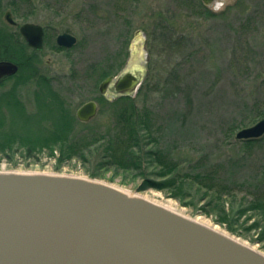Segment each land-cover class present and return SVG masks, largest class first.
Instances as JSON below:
<instances>
[{
  "label": "rangeland",
  "instance_id": "374dc122",
  "mask_svg": "<svg viewBox=\"0 0 264 264\" xmlns=\"http://www.w3.org/2000/svg\"><path fill=\"white\" fill-rule=\"evenodd\" d=\"M12 6V0H0V32L22 41L18 28L5 21L6 11L18 24L46 27L39 65L70 97L73 112L82 102L98 100L97 115L77 124L78 134L93 128L103 133L115 122L123 104L112 107L99 99L98 85L105 78L100 74L120 71L132 44L142 41L146 74L134 96L136 107L154 119L159 141L149 144L170 150L177 166L168 176L183 185L180 198L158 188L140 190V173L157 178L150 172L158 170V162L143 161L128 173L109 165L101 170L97 162L105 154L99 143L84 151L88 159L73 158L58 171L46 155L37 161L16 158L15 166L0 159V171L89 177L152 201L169 200L185 215L205 218L264 251V139L254 144L235 139L239 129L264 117V0L209 5L202 0H33L35 14L28 20L22 17L28 6L16 14ZM63 31L76 36L74 47L57 46ZM16 75L4 78L0 93L18 83ZM19 86L30 110L35 86L32 81ZM95 170L99 175L91 177ZM199 172L204 176L195 177Z\"/></svg>",
  "mask_w": 264,
  "mask_h": 264
},
{
  "label": "water",
  "instance_id": "95a60500",
  "mask_svg": "<svg viewBox=\"0 0 264 264\" xmlns=\"http://www.w3.org/2000/svg\"><path fill=\"white\" fill-rule=\"evenodd\" d=\"M209 5L214 0H202ZM4 19L17 25L11 11ZM26 44L43 49V28L19 25ZM76 36L56 37L72 47ZM127 64L98 85L108 97H134L145 74L142 41ZM0 60L1 81L17 72ZM97 103L88 100L76 118L89 122ZM264 136V117L235 133L236 140ZM264 178V173H263ZM0 264H264L259 249L148 198L77 175L0 171Z\"/></svg>",
  "mask_w": 264,
  "mask_h": 264
},
{
  "label": "trees",
  "instance_id": "16d2710c",
  "mask_svg": "<svg viewBox=\"0 0 264 264\" xmlns=\"http://www.w3.org/2000/svg\"><path fill=\"white\" fill-rule=\"evenodd\" d=\"M32 1L12 0L13 12L16 14L23 4L28 6V11L22 13L24 20H28L35 14ZM14 37L10 39V36L0 32V58L14 60L19 64L16 73L18 83L10 90L0 93V159H5L9 165L15 166L16 158L37 161L46 155L54 158V169L58 171L64 163H70L73 158L84 161L88 159L84 151L99 143L100 150L105 154L104 159L97 162L99 169H106L109 165L115 170L121 169L128 173L132 169H138L143 161H147L149 165L158 162V170L153 167L150 172V175L155 174L157 178H151L141 172L142 183L139 189L158 188L180 198L183 182L175 176H168L177 163L172 161L168 148L150 146L149 143L157 144L159 141L155 134V122L152 116L139 114L135 97L121 96L111 102L99 98L112 107L123 104V109L116 111L115 122L103 133L95 128L87 133H75L77 124L84 123L77 120L70 97L63 93L62 89L56 88L50 77L41 73L38 54L33 50L27 54L26 49L29 47L25 41L22 39L17 44L19 36ZM107 75V72H101L100 78ZM29 81L35 86L31 98L33 107L30 110L19 86L21 82ZM141 130L145 132L141 134ZM262 139L264 136L242 141L245 144H254ZM125 140L128 144L124 150L122 146ZM144 146L148 148L145 149ZM96 171L90 173V176L97 177L99 174ZM203 176L200 172L195 175L197 178Z\"/></svg>",
  "mask_w": 264,
  "mask_h": 264
},
{
  "label": "flooded vegetation",
  "instance_id": "af4514ba",
  "mask_svg": "<svg viewBox=\"0 0 264 264\" xmlns=\"http://www.w3.org/2000/svg\"><path fill=\"white\" fill-rule=\"evenodd\" d=\"M203 2V1H202ZM15 20V19H14ZM16 21V20H15ZM17 22V21H16ZM39 24V23H38ZM11 25V24H10ZM19 25L20 24H18V22H17V25H12L13 27H17L18 28V32L17 33H19L20 34V31H19ZM41 26H42V28H43V49L42 50H35V49H32L31 47H29L27 44V46L31 49V50H33L34 52H36L37 54H38V56L43 52V50H44V47H45V40H46V42H47V29H46V27L44 26V25H42V24H40ZM60 34V33H59ZM58 35V34H57ZM20 36H21V34H20ZM22 37V36H21ZM57 37V36H56ZM22 39H23V37H22ZM24 40V39H23ZM56 40V39H55ZM25 41V40H24ZM77 43V42H76ZM57 44V43H56ZM57 46L58 47H60V49H68V48H72V47H74L75 45H73L72 47H62V46H59L58 44H57ZM6 60H9V59H6ZM11 61H13V62H15L14 60H11ZM17 65H18V69H19V64L17 63V62H15ZM40 66V65H39ZM18 71V70H17ZM40 71H41V67H40ZM119 72V71H118ZM117 72V73H118ZM17 73V72H16ZM16 73L15 74H13V75H10V76H8L7 78H10V77H12V76H14V75H16ZM41 73H43L42 71H41ZM117 73H114V74H117ZM43 74H45L46 75V73H43ZM114 74H109V75H114ZM109 75H107V76H109ZM47 77H49L48 75H47ZM51 78V77H50ZM4 80V79H3ZM3 80L1 81V83L3 82ZM53 81V80H52ZM99 98H104L107 102H111V101H113V100H115V99H117L118 97H121V96H114V97H108V96H106V95H102V94H100V92H99ZM89 100H94L96 103H97V107H98V110H99V104H98V100H95V99H89ZM88 101V100H87ZM86 102V101H85ZM84 102H82L81 104H79V106H81L82 104H83ZM78 106V107H79ZM77 107V108H78ZM98 110H97V113H98ZM97 115V114H96ZM75 116H76V110H75ZM95 117V116H94ZM93 117V118H94ZM92 118V119H93ZM91 119V120H92ZM78 120V119H77ZM90 120V121H91Z\"/></svg>",
  "mask_w": 264,
  "mask_h": 264
},
{
  "label": "bare ground",
  "instance_id": "6f19581e",
  "mask_svg": "<svg viewBox=\"0 0 264 264\" xmlns=\"http://www.w3.org/2000/svg\"><path fill=\"white\" fill-rule=\"evenodd\" d=\"M155 202H156V203H159V204H161V205H163V206H165V207L168 208V209H171V210H173V211H176V212H179V213H181V214H184L183 209L174 206L169 200H166V201H157V200H155ZM184 215H185V214H184ZM193 218H195L196 220H198L199 222H201V223H203V224H205V225H207V226H211V227H213V228H215V229H217V230H219V231H221V232H223V233L229 235L226 231H224L223 229H221L220 227H218L217 225H215L214 223L210 222L209 220H207V219H205V218H200L199 216H197V217H193ZM233 237H234V236H233ZM237 239L240 240L241 242L245 243V244L250 245L253 249H256L255 246H252V245L249 244L248 242H246V241H244V240H241V239H239V238H237ZM261 252L264 254V251H261Z\"/></svg>",
  "mask_w": 264,
  "mask_h": 264
},
{
  "label": "clouds",
  "instance_id": "9594fccd",
  "mask_svg": "<svg viewBox=\"0 0 264 264\" xmlns=\"http://www.w3.org/2000/svg\"><path fill=\"white\" fill-rule=\"evenodd\" d=\"M222 7V5H220Z\"/></svg>",
  "mask_w": 264,
  "mask_h": 264
}]
</instances>
